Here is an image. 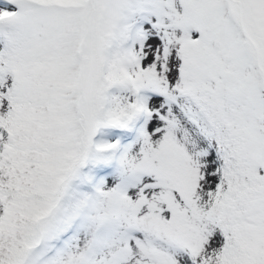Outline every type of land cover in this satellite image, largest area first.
<instances>
[{"label": "snow or ice", "instance_id": "6c2138e0", "mask_svg": "<svg viewBox=\"0 0 264 264\" xmlns=\"http://www.w3.org/2000/svg\"><path fill=\"white\" fill-rule=\"evenodd\" d=\"M0 264H264V0H0Z\"/></svg>", "mask_w": 264, "mask_h": 264}]
</instances>
